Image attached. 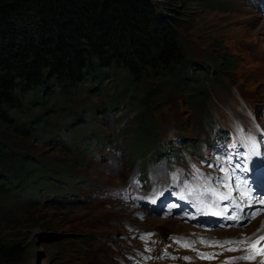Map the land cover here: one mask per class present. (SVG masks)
Here are the masks:
<instances>
[{"label":"rangeland","instance_id":"374dc122","mask_svg":"<svg viewBox=\"0 0 264 264\" xmlns=\"http://www.w3.org/2000/svg\"><path fill=\"white\" fill-rule=\"evenodd\" d=\"M218 5L212 7L204 0H181L175 6L181 14L180 33L186 56L210 63L216 58L231 67L221 74V83L208 81L207 107H199L195 112L188 104L187 95L182 97L177 89L165 86L156 98L152 120L157 122L163 140H170L165 144L168 150L187 148L186 145L195 147L199 139L211 137L209 124L239 121L251 128L250 111L257 113L258 108H264V15L248 0H221ZM212 68L209 69L211 75L216 71ZM183 74L186 75V71ZM79 89L71 96L72 101L58 99L57 102L56 98L47 97L43 98L47 100L44 104L36 101L30 105L25 116H40L47 122L43 129L36 127L42 126L40 123L29 124L27 128H33L22 132L0 122V140L8 148L28 154V159L33 158L42 166L83 173L91 185L86 190L73 187V195L55 187L42 189L47 199L54 195L48 200H38L35 196L33 202L32 195L0 199V212H3L0 239L19 246L15 256L0 259V264H132L128 254L139 257L138 247L130 238L132 233H138L134 231L153 230L162 247L170 233L183 234L192 241H197L201 235L242 240L264 229L258 226L264 213L231 230L201 231L185 220L161 215L148 213L146 217L137 218L134 212L102 196L100 193L107 187L124 183L131 173L147 167L142 169V163L130 162L125 145L127 135H122V124L131 116L129 109L136 111V108L121 105L113 114L106 107L104 93ZM91 109L99 110L88 115ZM205 110H209L208 116L204 115ZM77 113L85 117V122L79 121L85 132L99 130L105 134L103 142H92L93 152L87 156L77 149L69 152L59 141L49 142L57 140L58 128L62 132L65 124L75 125L73 119ZM260 113L257 117L262 121ZM61 134L69 136L68 130ZM53 177L58 178L60 174L54 173ZM36 191L40 194L39 186ZM62 195L69 203L58 199ZM126 225L133 226L134 230H127ZM235 228L243 230L235 232ZM245 254L249 253L240 250L223 255L240 258ZM255 262L249 259L237 264ZM192 264H216V261L194 260Z\"/></svg>","mask_w":264,"mask_h":264},{"label":"trees","instance_id":"16d2710c","mask_svg":"<svg viewBox=\"0 0 264 264\" xmlns=\"http://www.w3.org/2000/svg\"><path fill=\"white\" fill-rule=\"evenodd\" d=\"M204 1L217 7L221 0ZM180 2L0 0V122L22 132L33 128H27L29 124L40 123L42 126L36 127L43 129L47 122L40 116H25L36 101L44 104L47 97L72 101L79 88L102 92L111 111L121 105L136 108L129 109L131 116L122 124L131 162L159 155L162 137L152 117L156 98L165 86L177 89L182 97L187 95L195 112L207 106L208 81L221 83V74L231 67L216 58L210 63L186 56L181 14L175 7ZM211 66L216 70L212 75ZM98 110L91 109L88 115ZM82 120L85 122V117L77 113L73 127L64 125L70 137L58 128L57 140L49 142L59 141L69 152L76 146L88 151ZM90 135L100 140L96 132ZM25 157L28 154L11 150L0 140V199L12 195L53 199L54 195L47 199L41 191L53 187L73 195L74 184L83 182L76 171L45 167ZM54 173L60 177H53ZM58 199L69 203L65 195ZM18 252L19 246L0 239V259H10Z\"/></svg>","mask_w":264,"mask_h":264},{"label":"snow or ice","instance_id":"6c2138e0","mask_svg":"<svg viewBox=\"0 0 264 264\" xmlns=\"http://www.w3.org/2000/svg\"><path fill=\"white\" fill-rule=\"evenodd\" d=\"M246 195V198H249ZM155 201H153L154 203ZM261 204H264V200H261L260 201ZM239 207V206H237ZM260 213L259 212H253L251 213V215L248 217V219H254L257 215H259ZM233 220H238L239 218L236 217V216H233L231 217ZM261 240H264V237H259L257 240L254 241L253 244L249 245L247 251L250 252L251 254L250 255H246V256H243V257H240L239 259L241 260H249V259H254L255 258V255H258V254H264V248H257L256 246L260 244ZM201 242H204V241H201ZM247 243V238L245 239H242V240H233V241H228V244H236V245H243V244H246ZM183 246L185 247H189L190 245H188L187 243H185ZM211 246H220V247H224V245L220 242H212V245ZM229 251H238V250H244V249H240V248H229L228 249ZM201 256V258H205V259H212L213 256L212 255H208V254H199ZM225 264H237L236 261L234 260H227L225 261Z\"/></svg>","mask_w":264,"mask_h":264},{"label":"bare ground","instance_id":"6f19581e","mask_svg":"<svg viewBox=\"0 0 264 264\" xmlns=\"http://www.w3.org/2000/svg\"><path fill=\"white\" fill-rule=\"evenodd\" d=\"M264 226V215H262V218H261V223H259L258 224V226ZM247 229H249L250 227H246ZM236 229V231L235 232H239V231H242V230H238V229H240V228H235ZM191 230V229H190ZM231 230V229H230ZM234 230V229H233ZM234 232V233H235ZM248 232H251V231H248ZM262 233H264V229H262L260 232H258V233H256V234H254V236H252V237H250V238H253V237H255V236H257V235H259V234H262ZM255 261H257V262H255V264H262V260L259 258V260H255Z\"/></svg>","mask_w":264,"mask_h":264}]
</instances>
